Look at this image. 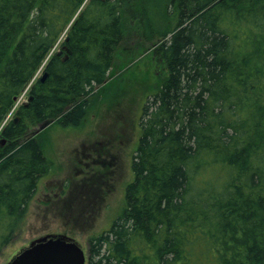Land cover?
Listing matches in <instances>:
<instances>
[{"label":"trees","instance_id":"16d2710c","mask_svg":"<svg viewBox=\"0 0 264 264\" xmlns=\"http://www.w3.org/2000/svg\"><path fill=\"white\" fill-rule=\"evenodd\" d=\"M132 33L158 40L159 84L86 264H264V0H0V127L48 71L0 131V250L52 172L31 128L79 125Z\"/></svg>","mask_w":264,"mask_h":264},{"label":"rangeland","instance_id":"374dc122","mask_svg":"<svg viewBox=\"0 0 264 264\" xmlns=\"http://www.w3.org/2000/svg\"><path fill=\"white\" fill-rule=\"evenodd\" d=\"M65 35L66 32L53 51L61 48ZM157 42L142 39L138 33L126 34L109 79L89 96L88 113L79 125L66 126L51 121L31 128L28 137L42 136L44 149L52 162V172L39 184L30 203L24 230L15 233L11 242L0 250V264H7L33 239L50 233H64L75 238L88 254V237L108 229L124 212L125 189L133 179L132 158L141 133L140 117L147 96L153 95L159 84L151 54ZM46 62L47 59L32 84L41 77ZM31 86L21 94L17 107L1 127L27 100ZM96 141L102 143V148H112L107 151L117 152L118 168L102 167L101 163L86 164L85 145ZM101 173L109 182V188L103 194V205L92 208L89 205L91 210L86 211L82 210L83 205H72L74 194L88 181L82 179ZM93 209L97 212H92ZM85 213L89 220H84Z\"/></svg>","mask_w":264,"mask_h":264},{"label":"water","instance_id":"95a60500","mask_svg":"<svg viewBox=\"0 0 264 264\" xmlns=\"http://www.w3.org/2000/svg\"><path fill=\"white\" fill-rule=\"evenodd\" d=\"M65 46H61V54ZM48 71L40 77L44 81ZM32 97H30L31 99ZM18 117H15V121ZM6 139L1 137L0 144ZM88 254L80 243L66 234H46L33 239L30 244L18 252L7 264H86Z\"/></svg>","mask_w":264,"mask_h":264},{"label":"flooded vegetation","instance_id":"af4514ba","mask_svg":"<svg viewBox=\"0 0 264 264\" xmlns=\"http://www.w3.org/2000/svg\"><path fill=\"white\" fill-rule=\"evenodd\" d=\"M0 146H2L0 144ZM114 143H112V147L114 149ZM86 152L84 156L87 157V165H98L101 163L102 167H119V157L112 152V150L107 151L112 148H102V143L100 141H96L95 143L85 145ZM115 150V149H114ZM80 170V168H77ZM107 171L106 173H109ZM82 180H88L82 185L79 190L73 196L72 205H83L82 210H91V208L95 205H103L104 197L103 194L106 192V189L109 188V182L106 180L105 174L101 173L99 175L93 174L89 177L83 178ZM68 203V201H67ZM78 209V208H77ZM92 212H97L95 209ZM84 220L88 219L86 213L83 216ZM87 221V220H86Z\"/></svg>","mask_w":264,"mask_h":264},{"label":"bare ground","instance_id":"6f19581e","mask_svg":"<svg viewBox=\"0 0 264 264\" xmlns=\"http://www.w3.org/2000/svg\"><path fill=\"white\" fill-rule=\"evenodd\" d=\"M41 67H42V65H41ZM41 67H40V68H41ZM36 75H37V73H36ZM33 80H35V76H34V78L32 79V81H30V83L27 85L26 89H27L29 86L32 85ZM97 89H98V88H97ZM20 99H21V98H20ZM18 103H19V102H16V103H15V105L13 106V108H12V110H11L12 112L15 110V108H16L17 105H18ZM12 112H11V113H12ZM11 113H10V114H11ZM10 114H9V116H10ZM9 116L6 117V119H5L3 122H5V121L9 118ZM0 128H2V127H0ZM2 145H4V144H2Z\"/></svg>","mask_w":264,"mask_h":264}]
</instances>
